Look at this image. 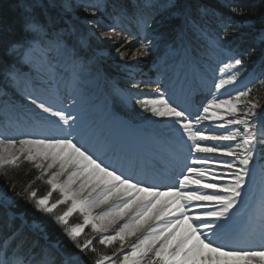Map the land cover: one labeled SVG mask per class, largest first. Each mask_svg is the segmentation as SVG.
<instances>
[{
  "label": "snow or ice",
  "instance_id": "1",
  "mask_svg": "<svg viewBox=\"0 0 264 264\" xmlns=\"http://www.w3.org/2000/svg\"><path fill=\"white\" fill-rule=\"evenodd\" d=\"M69 7L68 0H18L15 15L0 14V117L6 129H18L0 133V173L24 162L38 172L21 191L13 185V195L0 192V264H264V104L253 94L255 83L264 86V49L258 71L243 83L245 56L255 48L229 45L226 18L224 34L209 31L207 7L191 0L84 5L88 24L105 31L101 40L89 29L90 37L128 45L116 53L130 89L155 85L136 95L135 105L179 137L161 133L151 158L117 155L91 131L81 89L85 68L97 82L107 80L98 58L104 50L88 55L89 39L66 19ZM231 12L244 14L239 6ZM132 41L140 50L130 57ZM157 53V71L182 85L197 76L205 82L204 65L220 61L206 103H177L175 85L169 94L159 80L137 73L141 57ZM57 57L71 68L67 95L51 80L43 83ZM130 89L113 84L112 95L130 102ZM36 181L47 185L44 194L32 187ZM16 199L47 216L70 243L11 212ZM74 214L81 222H70Z\"/></svg>",
  "mask_w": 264,
  "mask_h": 264
},
{
  "label": "trees",
  "instance_id": "2",
  "mask_svg": "<svg viewBox=\"0 0 264 264\" xmlns=\"http://www.w3.org/2000/svg\"><path fill=\"white\" fill-rule=\"evenodd\" d=\"M109 4L113 2V0H108ZM192 3L201 5L203 7H207L208 9L215 10L221 14L223 18L228 20H232V24L229 25V30L227 32L226 39L230 44L238 43L239 37L242 33H245V36H242L241 41H246L247 35L250 34L251 29L242 28L235 26L236 22L244 23L250 22L252 23V29L255 31L264 30V0H191ZM18 3V0H0V14H11L15 15L19 10L14 8V6ZM70 5L68 9V13H73L77 16L78 19H92V17L87 16L84 12V7L79 3V0H68ZM233 6H239V9L243 10V15H235L231 12V8ZM69 16H67L68 18ZM210 20V18L207 17ZM75 28L78 32L82 34V31L78 27L79 24L75 21H72ZM218 29L221 28L217 26ZM218 30L216 31V33ZM219 33H223V29L221 28ZM92 45L100 48V49H107L110 52V58L104 61L103 67L105 69L106 74L112 75L111 72L116 69L118 60L115 61V56L112 54L114 50L110 47L106 46L105 44L98 43L97 41L91 39ZM249 48H255V51L251 53V55H246V57H250L248 59L260 62L259 52L262 50V47L249 45L247 46L246 50ZM88 55L92 56V52L88 51ZM113 56V57H112ZM152 60L151 56L147 57L145 60L142 61L140 67L146 68L150 65V61ZM116 63H115V62ZM118 66V65H117ZM115 67V68H114ZM253 94L257 95L261 99V103L264 104V86L258 85L256 88L253 89ZM36 176V171L30 165L26 163H22L19 168H11L6 170V174L0 173V186L3 187V190H8L9 195H13L11 189L13 185H15L16 191H21L26 185L33 181V178ZM33 188L38 189L39 193L42 195L47 190L48 187L46 185H41V181H36L32 184ZM11 212L13 213H23L28 224L32 225L34 222L35 224L39 225L41 228L46 230V232L52 237L53 240H60L62 244H68L69 241L63 237L62 232L59 228H56L52 225L49 218L41 213L36 212L32 206L26 203L22 199H16V203L14 207H12ZM4 210L0 209V215H3ZM72 224L80 222V219H71L70 221ZM99 248L100 246L97 245ZM104 251H109L107 249H103ZM91 255V254H89Z\"/></svg>",
  "mask_w": 264,
  "mask_h": 264
},
{
  "label": "rangeland",
  "instance_id": "3",
  "mask_svg": "<svg viewBox=\"0 0 264 264\" xmlns=\"http://www.w3.org/2000/svg\"><path fill=\"white\" fill-rule=\"evenodd\" d=\"M94 2H96V0H93L92 3H94ZM84 4L87 5V4H90V2L86 1V2H84ZM70 17H71V19L76 20L75 16L70 15ZM76 21H78V20H76ZM78 22H80V25H81V27L84 30V33L86 35L85 38L96 39L95 37H99L101 40L104 39V37H105V31L104 30H102L99 27H96L94 25L88 24V20H81V21H78ZM236 25L240 26L242 28L245 27L247 29H251L252 28V23H250V22H246V24L238 22V23H236ZM126 27L129 28V30L135 31V26L134 25H130V24L126 23ZM89 29H91V31L95 33V37H90L89 36V31H88ZM252 34H255V36H252ZM261 35H264V33L262 31H260V32L250 31V34L247 37V39L250 38V41L254 42V43H261V41H260V36ZM242 36H245V33H242V35L239 37L240 41L242 40L241 38H243ZM129 39H131V38L130 37H125V40H129ZM245 42H247V41H245ZM132 43L135 45V47L132 48L131 51L129 52V56L130 57H131V55L133 53H135L136 55H139V50H140V45L136 41H132ZM107 46L110 47L112 50H114V53L112 55L115 56L116 60H119L118 57H117L116 48L119 47V48H121V50H123L124 48L128 47V45L126 43H123V42L121 44H118V45H114V46L107 45ZM107 54H109L108 50H104L103 55H101V56H106ZM149 55H152V54H149ZM149 55L146 56V57H141V60L142 61L145 60L147 57H149ZM159 59H160V56H158V58H156L155 62L159 61ZM221 59L224 62H227L226 58H221ZM57 61L58 62H53V64L51 65V68L52 67H54V68H52L51 70L47 71V73L45 74V75H47L46 76L47 77L46 80H48V81L51 80L52 81L53 90L55 89V87L57 85H59V82L61 84L65 83L66 79L70 78V72H71V68L65 66L66 64H68L67 57H57ZM219 62H220L219 60H214L210 67L208 65H204V74L203 75L205 76V82L201 81L200 76H197V78H194V79L191 78V79L194 80L196 83H200L201 87H207L208 91H213L214 92L215 91L214 87H212L207 82L211 81V80L218 79L220 77L219 71H216L217 67L219 68ZM152 67H154V69L156 71V74H155V77L153 78V80H159L160 82H163V83L168 80V79L164 78L160 74V72L157 71V64L156 63H154V65ZM58 70H59V72H58ZM230 71H232V70H227L226 69L225 73L229 74ZM24 72H25V75L29 74L27 69H25ZM137 73H140V72L138 71ZM31 75H32V78L36 79L34 77L36 75L34 72ZM51 75H52V77H51ZM124 77H125V74H124ZM102 81H103V79L97 82L94 78H92V77H90L88 75V69L87 68L84 69V71L82 73L81 89H82V91L84 93H86L87 91L84 90V87L87 85L88 91H91V94L86 97L87 98V109L89 107L88 100L90 98L93 99L95 97H98V100L96 101L94 107H100V106H102V104L105 106V99H104L105 97L102 94L99 95L97 93V89H99L100 85L103 84ZM109 83H110V81L108 80L107 83H105L104 85H105V87H108L111 90V93H112L113 84L108 85ZM115 85L117 87H120L118 85V82H116ZM45 86L47 87V85H45ZM62 86L64 88V84ZM236 87L239 88V87H241V85H236ZM228 90L231 91V86L229 87ZM130 91H132V92L134 91L133 92V99L130 102H123V104L130 110L129 114H130L131 118L134 121H136L137 123H142V125H144V124H146V125L147 124L148 125H157L159 127H162L164 129H166L164 127V124L166 123L165 121L157 120L156 118L152 117L150 115V113L141 111L140 108L135 105V96L140 94V93L148 92V91L146 89H142V91H136V90H130ZM169 94H171V93L169 92ZM220 98H225V95H221ZM173 99H175V98L173 97ZM90 110L91 109L87 110V115H89V113H91ZM105 126L107 127V125H105ZM107 129H108V127H107ZM5 131H7V133L9 135L15 136V135H17L18 129L15 126H13V125H9L8 128L6 129L5 128V122L2 119V117H0V133H5ZM173 133H175V132H173ZM134 135H136V133H134ZM175 136H176V133H175ZM24 163H26V164L30 165L32 168H34L31 164H29L27 162H24ZM37 175H38V172L36 171V176ZM41 185H46V184L43 181H41ZM46 187H47V185H46ZM3 191H4L3 187L0 186V192H3ZM72 218L80 219V217L77 214H74ZM85 231L87 233H90V228H86Z\"/></svg>",
  "mask_w": 264,
  "mask_h": 264
},
{
  "label": "bare ground",
  "instance_id": "4",
  "mask_svg": "<svg viewBox=\"0 0 264 264\" xmlns=\"http://www.w3.org/2000/svg\"><path fill=\"white\" fill-rule=\"evenodd\" d=\"M67 103H68V101L67 100H65ZM66 104V103H65ZM86 120H87V122H88V124H89V126H90V129H91V131L94 133V135H95V137L96 138H98V134H99V130L98 131H96L95 130V124H92V121H91V119H90V115H86ZM101 142L102 143H104L105 142V139L103 138L102 140H101Z\"/></svg>",
  "mask_w": 264,
  "mask_h": 264
}]
</instances>
